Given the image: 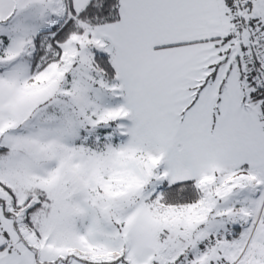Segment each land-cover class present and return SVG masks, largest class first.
I'll list each match as a JSON object with an SVG mask.
<instances>
[{
	"label": "snow or ice",
	"instance_id": "obj_1",
	"mask_svg": "<svg viewBox=\"0 0 264 264\" xmlns=\"http://www.w3.org/2000/svg\"><path fill=\"white\" fill-rule=\"evenodd\" d=\"M0 264H264V0H0Z\"/></svg>",
	"mask_w": 264,
	"mask_h": 264
}]
</instances>
